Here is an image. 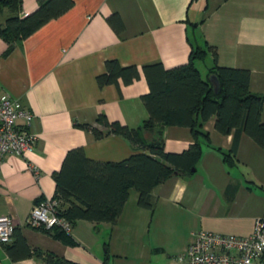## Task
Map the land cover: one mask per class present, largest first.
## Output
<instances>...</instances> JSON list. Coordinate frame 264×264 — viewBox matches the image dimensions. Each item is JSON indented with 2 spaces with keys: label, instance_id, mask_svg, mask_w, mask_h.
Returning a JSON list of instances; mask_svg holds the SVG:
<instances>
[{
  "label": "crops",
  "instance_id": "1",
  "mask_svg": "<svg viewBox=\"0 0 264 264\" xmlns=\"http://www.w3.org/2000/svg\"><path fill=\"white\" fill-rule=\"evenodd\" d=\"M36 4L21 0L20 14ZM11 12L1 8L0 23ZM113 12L124 23L120 34L107 21ZM193 21L199 22L190 26ZM188 37L201 46L215 45L219 64L249 68L250 89L264 92V0H74L7 53L0 36V94L18 98L33 113L29 127L38 134L25 156L7 152L0 162V215L12 217L28 244L81 264H184L179 257L195 229L247 235L255 219L264 217V145L241 132L236 162L228 166L215 147L228 149L233 132H218L211 117L203 125L209 138L197 137L202 153L194 169L156 184L152 210L140 206L138 191L131 189L114 222L72 224L68 234L74 243L27 223L32 206L54 195L53 172L69 148L82 146L99 160H118L136 150L120 134L96 138L76 122H93L104 112L139 125L148 115L141 99L149 90L142 65L186 62ZM206 57L210 65L211 52ZM107 58L137 65L140 76L120 81V90L114 83L99 86L96 75ZM156 134L143 130L148 140ZM162 136L168 151H181L195 139L190 127L177 124L164 125ZM0 264L46 263L36 255L12 259L0 242Z\"/></svg>",
  "mask_w": 264,
  "mask_h": 264
},
{
  "label": "trees",
  "instance_id": "2",
  "mask_svg": "<svg viewBox=\"0 0 264 264\" xmlns=\"http://www.w3.org/2000/svg\"><path fill=\"white\" fill-rule=\"evenodd\" d=\"M73 3L74 0H37L32 11L21 15V0H0V9L7 7L12 11L0 23V36L7 42L5 53L46 21L65 12ZM107 21L116 33L122 32L124 23L118 12L108 15ZM198 22L193 21L190 26H196ZM189 42L190 52L184 63L172 67H165L161 61L142 65L149 90L141 95V99L148 115L139 125L128 126L118 119H110L104 112H99L93 122H76L77 126L90 130L96 138L110 133L120 134L136 150L118 160L91 158L82 146L66 151L59 169L53 172L55 190L52 197L59 199V214L71 226L78 219L96 223L114 222L131 189L138 191L137 203L152 210V188L176 173H189L195 167L202 153V144L197 137L202 134L209 138L203 125L211 117H214V127L218 132H233L228 149L215 147L228 166L236 162V147L241 132L248 134L259 145H264V92L250 89V69L219 64L215 45L206 42L201 46L191 38ZM208 52H211L212 63L207 66L204 76L197 61L204 60ZM211 74L219 80L217 91L210 82ZM139 76L137 65H123L117 58H107L104 70L96 75V81L99 86L114 83L120 90V81L128 84ZM167 124L190 127L195 139L181 151L166 150L162 131ZM145 129H155L157 134L148 140L143 136ZM250 181L262 187L254 179ZM36 228L62 241L74 243L69 231L58 225ZM2 244L12 259L36 255L46 264H81L55 252L31 246L18 225L13 226L12 240Z\"/></svg>",
  "mask_w": 264,
  "mask_h": 264
},
{
  "label": "built area",
  "instance_id": "3",
  "mask_svg": "<svg viewBox=\"0 0 264 264\" xmlns=\"http://www.w3.org/2000/svg\"><path fill=\"white\" fill-rule=\"evenodd\" d=\"M33 113L9 93L0 94V162L7 152L21 156L34 148L38 134L30 130ZM60 201L49 197L36 202L27 215L32 227L58 225L65 230L71 223L59 214ZM14 221L0 215V242L12 240ZM184 254V264H264V217L255 219L247 235L195 229Z\"/></svg>",
  "mask_w": 264,
  "mask_h": 264
},
{
  "label": "rangeland",
  "instance_id": "4",
  "mask_svg": "<svg viewBox=\"0 0 264 264\" xmlns=\"http://www.w3.org/2000/svg\"><path fill=\"white\" fill-rule=\"evenodd\" d=\"M209 59L206 57L204 60H198L197 61V66L200 69L202 75L205 76L206 74V70H207V66H208V61Z\"/></svg>",
  "mask_w": 264,
  "mask_h": 264
},
{
  "label": "water",
  "instance_id": "5",
  "mask_svg": "<svg viewBox=\"0 0 264 264\" xmlns=\"http://www.w3.org/2000/svg\"><path fill=\"white\" fill-rule=\"evenodd\" d=\"M209 78H210V82L212 83V85L214 87V90L217 91L220 87V83H219L217 76L215 74H211L209 76ZM193 169H194V167L192 168V170Z\"/></svg>",
  "mask_w": 264,
  "mask_h": 264
}]
</instances>
